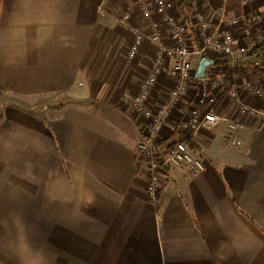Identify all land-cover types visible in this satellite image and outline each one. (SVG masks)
Here are the masks:
<instances>
[{"label": "crops", "instance_id": "obj_1", "mask_svg": "<svg viewBox=\"0 0 264 264\" xmlns=\"http://www.w3.org/2000/svg\"><path fill=\"white\" fill-rule=\"evenodd\" d=\"M247 10L264 12V0ZM126 12L146 37L134 59L133 33L119 22ZM220 12V0H177L172 11L194 50L203 41L193 14L216 25ZM153 20L172 44L174 26ZM262 34L264 24L248 54L258 65L224 58L240 82L260 87ZM152 36L134 0H0V100L16 105L0 106V264H264V120L239 112L225 94L217 114L242 129L202 130L192 149L205 170L163 166L159 205L148 200L138 145L151 120L125 100L157 58ZM205 58L216 59L192 62L186 94L154 144L161 155L186 138L180 124L204 86L197 71ZM174 64L165 58L150 106H161L177 84ZM245 101L264 111V98ZM234 135L240 148L228 143Z\"/></svg>", "mask_w": 264, "mask_h": 264}, {"label": "built area", "instance_id": "obj_2", "mask_svg": "<svg viewBox=\"0 0 264 264\" xmlns=\"http://www.w3.org/2000/svg\"><path fill=\"white\" fill-rule=\"evenodd\" d=\"M176 1L134 0L141 16L151 25L153 33L151 42L157 46V58L142 81L140 90L135 95L126 97L125 102L132 106L135 112L151 120L150 125L144 127V134L138 149L149 171L147 197L154 206L159 205L163 166L167 165L186 174L201 173L205 170L204 162L192 149V143L202 130L213 132L223 123H227L233 132L242 129L240 123L217 114L220 93L225 94L239 112L258 113V116L264 120V111H257L245 101L248 97L264 98V87L253 84L248 78L240 82L239 74L230 66H214L209 68L206 77L201 79L204 86L198 95L196 106L181 121V132L188 131L186 138L173 144L162 155L157 153L154 144L159 140L158 135L165 122L173 117V111L181 101L180 98L186 94L188 81L192 76V62L201 55L216 57V59H236L239 56L253 53L259 46L258 28L264 24V12L250 17L247 10L250 3L258 0H241V14L231 17L226 16L228 0H220L221 12L216 25L205 22L199 13L193 14L196 22L200 24V36L203 41V45L194 50L190 48L185 38L187 26L179 24L172 13L176 9ZM202 1L209 2L210 0ZM154 17H160L169 26H174L173 36L176 39L174 38L172 44L166 45L161 41L159 23L153 20ZM119 22L130 28L133 33L134 40L130 47L129 57L134 59L146 41V37L139 27L129 24L131 13L126 12ZM238 28L242 30L240 39L234 36V29ZM263 37L264 34H262ZM165 58L175 60L171 73L177 79V84L175 83V86L169 90L167 100L161 106L154 108L150 106V96L159 82ZM228 143L236 148L242 146L241 140L236 135L231 136Z\"/></svg>", "mask_w": 264, "mask_h": 264}, {"label": "trees", "instance_id": "obj_3", "mask_svg": "<svg viewBox=\"0 0 264 264\" xmlns=\"http://www.w3.org/2000/svg\"><path fill=\"white\" fill-rule=\"evenodd\" d=\"M181 1H183V0H181ZM240 3H241V0H228L227 7H226V16L227 17L239 16L241 14ZM259 59L262 61V64L260 66H257V68L258 69L261 68V71H264V40L260 44V47H259ZM215 63H216V65H227L229 63V60H225V59L217 60V59H215ZM242 69H244L243 71H245V70L247 71V70L251 69V66L248 65L247 68H242Z\"/></svg>", "mask_w": 264, "mask_h": 264}, {"label": "rangeland", "instance_id": "obj_4", "mask_svg": "<svg viewBox=\"0 0 264 264\" xmlns=\"http://www.w3.org/2000/svg\"><path fill=\"white\" fill-rule=\"evenodd\" d=\"M253 55V56H252ZM252 55H246V56H244V57H242V58H240V60H238V61H249V59H250V57H251V59L253 60V61H255V63L258 65L259 64V60H258V58H257V56H256V54L254 53V54H252ZM0 102L1 103H3V104H1L0 106L3 108L2 110H4V108H6V107H8V105H5V104H10V106H14V105H12V102H14V100H0ZM15 104V103H14ZM48 105H50V104H52V103H47ZM68 105H73V103H69ZM9 106V107H10ZM42 106V104H39V103H37V105H36V110L35 111H37L38 110V108L39 107H41ZM14 107H16V105L14 106ZM21 107V106H20ZM18 108V107H17ZM20 109V108H19ZM24 110H27V111H29L28 109H24Z\"/></svg>", "mask_w": 264, "mask_h": 264}, {"label": "water", "instance_id": "obj_5", "mask_svg": "<svg viewBox=\"0 0 264 264\" xmlns=\"http://www.w3.org/2000/svg\"><path fill=\"white\" fill-rule=\"evenodd\" d=\"M214 63L215 62L213 60H210L208 58L203 59L197 71L198 77L204 78L207 69L211 66H214Z\"/></svg>", "mask_w": 264, "mask_h": 264}]
</instances>
